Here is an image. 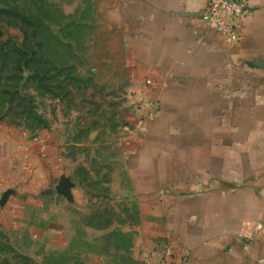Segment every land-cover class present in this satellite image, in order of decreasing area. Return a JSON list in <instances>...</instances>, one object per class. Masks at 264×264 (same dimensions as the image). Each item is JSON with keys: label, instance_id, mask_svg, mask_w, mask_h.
Returning <instances> with one entry per match:
<instances>
[{"label": "crops", "instance_id": "0c3cea01", "mask_svg": "<svg viewBox=\"0 0 264 264\" xmlns=\"http://www.w3.org/2000/svg\"><path fill=\"white\" fill-rule=\"evenodd\" d=\"M208 1L128 4V88L154 104L141 130L134 109L123 150L135 212L66 264H264V0H248L235 47L202 19ZM55 147L10 153L0 187L49 202L43 191L65 175ZM50 209L43 235L67 249L70 220Z\"/></svg>", "mask_w": 264, "mask_h": 264}, {"label": "rangeland", "instance_id": "374dc122", "mask_svg": "<svg viewBox=\"0 0 264 264\" xmlns=\"http://www.w3.org/2000/svg\"><path fill=\"white\" fill-rule=\"evenodd\" d=\"M130 2L0 0V171L35 142L53 143L65 170L43 191L49 202L0 187V264H66L135 212L123 160L139 113L128 88ZM11 9L34 16V29L2 14ZM56 205L70 220L65 251L43 235Z\"/></svg>", "mask_w": 264, "mask_h": 264}, {"label": "built area", "instance_id": "2783aa9c", "mask_svg": "<svg viewBox=\"0 0 264 264\" xmlns=\"http://www.w3.org/2000/svg\"><path fill=\"white\" fill-rule=\"evenodd\" d=\"M250 14L248 0H209L201 17L211 29L216 30L224 37L227 45L235 47L241 40L240 22ZM137 105L139 113H142L143 116L141 123L144 127L145 120L150 121L154 116V104L142 101ZM159 264L171 263L163 260Z\"/></svg>", "mask_w": 264, "mask_h": 264}, {"label": "trees", "instance_id": "16d2710c", "mask_svg": "<svg viewBox=\"0 0 264 264\" xmlns=\"http://www.w3.org/2000/svg\"><path fill=\"white\" fill-rule=\"evenodd\" d=\"M7 13L9 14V16L18 19L17 21L19 23H22L23 27L26 28L25 31L28 30H32L34 29L35 25H36V21H35V17L26 13H21L18 12L16 10H7V11H3L2 14ZM8 45V43H4L1 46V51L4 53L5 50L3 51V49H5V46ZM3 48V49H2Z\"/></svg>", "mask_w": 264, "mask_h": 264}]
</instances>
